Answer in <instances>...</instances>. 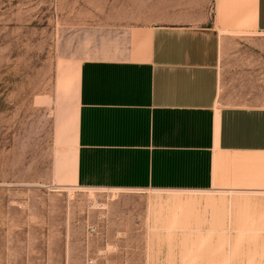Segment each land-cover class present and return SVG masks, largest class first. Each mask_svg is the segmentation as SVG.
<instances>
[{
  "label": "rangeland",
  "instance_id": "1",
  "mask_svg": "<svg viewBox=\"0 0 264 264\" xmlns=\"http://www.w3.org/2000/svg\"><path fill=\"white\" fill-rule=\"evenodd\" d=\"M253 1L0 0V264L216 263L215 237L227 225L215 190L76 185L78 72L98 54L90 33L94 41L109 29L211 26L226 97L264 105V33L238 25ZM175 193L211 201L168 229L164 206L149 204Z\"/></svg>",
  "mask_w": 264,
  "mask_h": 264
},
{
  "label": "crops",
  "instance_id": "2",
  "mask_svg": "<svg viewBox=\"0 0 264 264\" xmlns=\"http://www.w3.org/2000/svg\"><path fill=\"white\" fill-rule=\"evenodd\" d=\"M249 23L264 33V0H254L238 25ZM137 30H105L94 41L89 35L98 54L78 72L76 185L215 190L227 225L215 237V264H264V105L236 104L222 91L215 28ZM201 199L175 193L149 205L164 206L171 229L199 216L211 201Z\"/></svg>",
  "mask_w": 264,
  "mask_h": 264
},
{
  "label": "built area",
  "instance_id": "3",
  "mask_svg": "<svg viewBox=\"0 0 264 264\" xmlns=\"http://www.w3.org/2000/svg\"><path fill=\"white\" fill-rule=\"evenodd\" d=\"M89 229H90V231H94V229H93V227H92V226H91V227H89ZM92 262H93V261H92V260H90V263H91V264H93Z\"/></svg>",
  "mask_w": 264,
  "mask_h": 264
},
{
  "label": "bare ground",
  "instance_id": "4",
  "mask_svg": "<svg viewBox=\"0 0 264 264\" xmlns=\"http://www.w3.org/2000/svg\"><path fill=\"white\" fill-rule=\"evenodd\" d=\"M63 130V129H62Z\"/></svg>",
  "mask_w": 264,
  "mask_h": 264
}]
</instances>
